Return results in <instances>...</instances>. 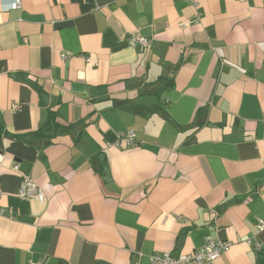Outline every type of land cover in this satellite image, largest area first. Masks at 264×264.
<instances>
[{
	"label": "crops",
	"instance_id": "1",
	"mask_svg": "<svg viewBox=\"0 0 264 264\" xmlns=\"http://www.w3.org/2000/svg\"><path fill=\"white\" fill-rule=\"evenodd\" d=\"M10 1L0 264H151L209 240L230 244L213 264H264V0Z\"/></svg>",
	"mask_w": 264,
	"mask_h": 264
},
{
	"label": "built area",
	"instance_id": "2",
	"mask_svg": "<svg viewBox=\"0 0 264 264\" xmlns=\"http://www.w3.org/2000/svg\"><path fill=\"white\" fill-rule=\"evenodd\" d=\"M7 7L9 10H18L20 8V0H11ZM129 42L133 47L140 46L145 48L148 45L144 38L137 35L133 36ZM13 109L16 110L17 107L14 106ZM117 137L119 139L118 145L123 143V146L130 149L137 147L134 131L118 133ZM19 196L21 199H35L41 202L44 200L43 193L30 180L23 182ZM263 227V225H260L261 230ZM229 247L230 244L226 241L209 240L191 254L179 256H172L170 253L157 254L150 257V262L151 264H213Z\"/></svg>",
	"mask_w": 264,
	"mask_h": 264
},
{
	"label": "trees",
	"instance_id": "3",
	"mask_svg": "<svg viewBox=\"0 0 264 264\" xmlns=\"http://www.w3.org/2000/svg\"><path fill=\"white\" fill-rule=\"evenodd\" d=\"M54 114H52L50 112V115H49V122L48 124H46L44 127H42L41 129H39L38 131H36V136H40V137H44L45 135H47V133L49 132V130L51 128H56V126H53L54 125Z\"/></svg>",
	"mask_w": 264,
	"mask_h": 264
}]
</instances>
